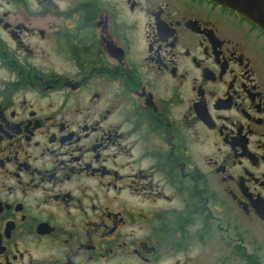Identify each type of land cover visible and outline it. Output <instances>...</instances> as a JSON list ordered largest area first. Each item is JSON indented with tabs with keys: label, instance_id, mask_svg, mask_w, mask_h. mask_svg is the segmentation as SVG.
<instances>
[{
	"label": "flooded vegetation",
	"instance_id": "flooded-vegetation-1",
	"mask_svg": "<svg viewBox=\"0 0 264 264\" xmlns=\"http://www.w3.org/2000/svg\"><path fill=\"white\" fill-rule=\"evenodd\" d=\"M0 264H264V30L0 0Z\"/></svg>",
	"mask_w": 264,
	"mask_h": 264
},
{
	"label": "water",
	"instance_id": "water-1",
	"mask_svg": "<svg viewBox=\"0 0 264 264\" xmlns=\"http://www.w3.org/2000/svg\"><path fill=\"white\" fill-rule=\"evenodd\" d=\"M257 23L264 30V0H213Z\"/></svg>",
	"mask_w": 264,
	"mask_h": 264
}]
</instances>
